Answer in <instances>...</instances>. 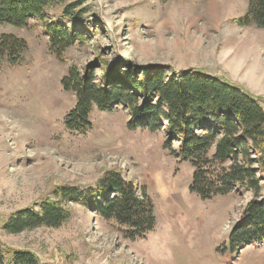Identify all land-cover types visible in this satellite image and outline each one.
I'll use <instances>...</instances> for the list:
<instances>
[{
    "label": "rangeland",
    "instance_id": "obj_1",
    "mask_svg": "<svg viewBox=\"0 0 264 264\" xmlns=\"http://www.w3.org/2000/svg\"><path fill=\"white\" fill-rule=\"evenodd\" d=\"M69 1L47 9V16L60 18ZM246 5L247 0H82L87 28H75L86 38L61 57L51 52L34 17L24 27L0 24V33L27 42L18 63L0 61V223L20 208L37 207L58 185L96 188L110 169L138 190L144 186L155 213L153 229L130 238L124 226L71 202L69 216L57 227L18 233L0 228L4 250H31L38 264H264V243L236 253L228 243L253 197L249 188L236 185L207 199L190 192L193 169L180 160L178 139L168 140L162 126L131 128L122 104L94 107L85 132L68 129L64 116L75 95L60 83L71 64L91 66L97 76L104 64L197 68L250 92L264 110V28L234 21ZM260 185L261 198L264 180Z\"/></svg>",
    "mask_w": 264,
    "mask_h": 264
},
{
    "label": "trees",
    "instance_id": "obj_2",
    "mask_svg": "<svg viewBox=\"0 0 264 264\" xmlns=\"http://www.w3.org/2000/svg\"><path fill=\"white\" fill-rule=\"evenodd\" d=\"M64 0H0V24L24 27L34 17L48 36L50 50L61 57L64 50L86 37L82 0H71L61 17L49 18L46 10ZM72 24L65 26L61 20ZM242 26L264 28V0H247L245 11L234 18ZM27 48L23 37L0 33V61L18 63ZM103 65L97 76L91 66L71 64L60 83L75 95L64 116L68 129L85 132L92 126V110L114 104L127 108L129 126L157 130L164 127L168 140L178 139L180 160L192 166L190 192L207 199L225 194L236 185L253 192L245 206V217L236 221L228 234L234 247L264 243V197H259L264 180V110L256 96L201 69L175 71L167 65ZM260 198V199H259ZM80 203L105 219L124 226L133 238L153 229L154 204L144 186L124 179L117 170H107L96 188L79 189L62 184L37 207L26 206L9 214L0 223L8 233L41 225L57 227L69 216L68 204ZM0 264H38L28 249L4 250L0 242Z\"/></svg>",
    "mask_w": 264,
    "mask_h": 264
}]
</instances>
